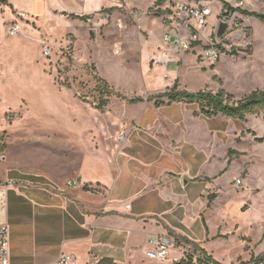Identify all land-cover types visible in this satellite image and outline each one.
Instances as JSON below:
<instances>
[{"label":"rangeland","instance_id":"1","mask_svg":"<svg viewBox=\"0 0 264 264\" xmlns=\"http://www.w3.org/2000/svg\"><path fill=\"white\" fill-rule=\"evenodd\" d=\"M66 1L72 4V0ZM103 1L112 2L100 9L110 13L109 20H100L99 11L85 21L54 22L53 36L44 34L52 42L50 57L42 54V45L39 54L37 44L26 56L19 55V66L11 73L12 88L0 102V157L7 156L8 163L12 160L39 172L53 169L61 175L59 163L77 158V145L86 147L84 153L97 147L99 160H106L105 145L117 141L118 135L112 136L128 122L124 115L134 113L124 97H149L173 87L192 92L224 89L233 102L264 90V21L256 16L238 11L236 18L242 25L231 32L232 51L223 53L216 64L189 51L173 55L168 66L157 67L150 57L164 44L162 23L172 13L170 4L128 0V7H121V0ZM202 1L214 6L209 18L214 24L220 3L228 0ZM245 1V9L264 14V2ZM199 2L192 1L194 5ZM101 4L102 0H87L86 8ZM139 11L141 16L136 15ZM72 29L77 32L69 33ZM71 34L74 45L66 50ZM157 100L159 105L169 102L166 97ZM102 101H106L104 106ZM187 107L195 119H201L193 121L194 127H201L203 120L211 129H224L220 132L225 150L226 168L220 173L224 182L205 193L202 219L207 236L200 245L225 264L250 261L264 252V109L241 120L202 115L197 103ZM238 178L245 180L248 189L237 186ZM7 226L11 234L9 223ZM176 239L177 250L171 248V252L177 251L179 259L200 254L186 239ZM146 261L173 262L150 257Z\"/></svg>","mask_w":264,"mask_h":264},{"label":"crops","instance_id":"2","mask_svg":"<svg viewBox=\"0 0 264 264\" xmlns=\"http://www.w3.org/2000/svg\"><path fill=\"white\" fill-rule=\"evenodd\" d=\"M111 3L86 8L87 0H0V102L12 88L19 55L35 44L41 54V40L52 35L54 22L85 21L70 14L93 15ZM118 5L128 7V0ZM16 21L22 31L11 34ZM165 26L163 21L162 41ZM148 98L127 105L134 113L124 115L128 122L112 136L117 141L105 145L106 160H99L97 147L84 153L86 147L77 145L78 157L59 163L62 174L56 175L0 157V182L16 184L0 211L11 230L10 264H60L63 252L75 255L74 264H96L104 257L148 264L152 236L171 234L199 245L206 239L205 193L224 182V129H211L203 120L194 127L201 119L190 103L157 105V98Z\"/></svg>","mask_w":264,"mask_h":264},{"label":"built area","instance_id":"3","mask_svg":"<svg viewBox=\"0 0 264 264\" xmlns=\"http://www.w3.org/2000/svg\"><path fill=\"white\" fill-rule=\"evenodd\" d=\"M158 1V0H157ZM170 4L171 15L166 21L163 35L164 47L153 50L151 53V62L157 67L168 66L173 55H183L189 51H197L199 56L211 64H216L221 60L223 53L232 51L231 32L241 27V19H237L238 11L247 7L245 0L224 1L220 3V15L214 24L209 22V18L214 13V6L209 3L194 5L191 0L189 3L185 0H162ZM206 1V0H205ZM264 2V0H260ZM127 0H122V5H126ZM162 4V3H161ZM244 14V13H243ZM100 20L102 17L110 19V13L107 11L99 12ZM141 16L142 12H138ZM222 20L228 22L229 26L223 37L218 36L219 25ZM22 24L19 21L13 22L9 27L11 34H18L22 31ZM43 54L50 57L53 52L52 42L44 37L41 40ZM74 45V35H69L65 45L66 50H70ZM9 119L13 117L9 116ZM125 139V134H121ZM4 158V157H2ZM239 188H247L242 178L236 180ZM14 181L0 182V211L7 205L8 193L15 189ZM126 209L131 208V204H125ZM154 248L147 251L148 257L161 261H177L179 257L171 254V248L177 247V240L171 234L155 235L151 237ZM10 231L6 221L0 219V264H10L9 258ZM184 255H182L183 257ZM180 257V259L182 258ZM60 264H74L75 255L71 253H62L59 257ZM250 264H256L252 262ZM264 264V263H261Z\"/></svg>","mask_w":264,"mask_h":264},{"label":"trees","instance_id":"4","mask_svg":"<svg viewBox=\"0 0 264 264\" xmlns=\"http://www.w3.org/2000/svg\"><path fill=\"white\" fill-rule=\"evenodd\" d=\"M162 0H158L156 4H161ZM242 12L246 15L256 16L257 18L264 21V14L257 13L254 11H249L247 9H242ZM73 18H78L86 20L92 15H76L70 14ZM168 98L169 102L172 101H183L190 104H199L200 113L202 115L211 117L215 115H224L234 119H245L248 114L259 113L264 109V90H255L248 96L238 100L231 101V95L224 89H220L217 92L209 90H200L197 92H192L187 89H177L173 87L172 89L154 94L149 96V100L155 98ZM130 103H137L144 101V97L136 96L132 98L124 97ZM106 101H102L101 105L104 106ZM156 104L159 105L160 102L156 100ZM188 242L193 244L196 249L200 250V254H187L181 259L173 261L171 264H225L216 260L211 254H209L203 247H201L195 241L186 239ZM255 262L256 264L264 263V252L253 256L250 261L242 262L241 264H250ZM96 264H118L113 258L104 257L98 261Z\"/></svg>","mask_w":264,"mask_h":264},{"label":"water","instance_id":"5","mask_svg":"<svg viewBox=\"0 0 264 264\" xmlns=\"http://www.w3.org/2000/svg\"><path fill=\"white\" fill-rule=\"evenodd\" d=\"M229 24L227 21L222 20L220 25H219V29H218V36L219 37H223L225 32L227 31ZM92 34L94 35V31H92Z\"/></svg>","mask_w":264,"mask_h":264}]
</instances>
